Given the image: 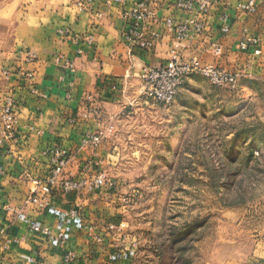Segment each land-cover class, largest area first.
Returning <instances> with one entry per match:
<instances>
[{"label":"crops","instance_id":"1","mask_svg":"<svg viewBox=\"0 0 264 264\" xmlns=\"http://www.w3.org/2000/svg\"><path fill=\"white\" fill-rule=\"evenodd\" d=\"M76 1L0 0V113L11 98L17 114V137L0 145V203L10 208L0 212V264H135L136 237L119 185L132 181L133 161L144 168V153L158 149L159 133L144 121L159 123L167 111L141 96L143 69L175 53L197 57L242 73L238 89L210 83L224 93L202 99L246 104L264 96V0H257L256 13L239 9L247 0H215L205 14L178 7V0H149L151 14L135 39L124 15L140 0H91L85 8ZM168 18L189 25V35L177 39ZM255 38L256 44L241 49L242 41ZM196 77L203 76L185 85ZM109 125L113 132L98 147L82 144L84 136ZM55 147L71 155L66 178L80 180L90 164L93 174L104 171L114 186L67 192L58 186L31 195L34 181L51 175ZM45 228L65 232L66 245L52 241ZM241 264H264V238Z\"/></svg>","mask_w":264,"mask_h":264},{"label":"rangeland","instance_id":"2","mask_svg":"<svg viewBox=\"0 0 264 264\" xmlns=\"http://www.w3.org/2000/svg\"><path fill=\"white\" fill-rule=\"evenodd\" d=\"M194 80L182 99L161 104L163 120L144 121L158 149L119 185L135 264H241L264 238V96L202 99L224 91Z\"/></svg>","mask_w":264,"mask_h":264},{"label":"built area","instance_id":"3","mask_svg":"<svg viewBox=\"0 0 264 264\" xmlns=\"http://www.w3.org/2000/svg\"><path fill=\"white\" fill-rule=\"evenodd\" d=\"M91 0H77L76 3L80 8L87 7ZM122 1V0H116ZM215 3V0H178L177 6L185 10L196 9L201 14L207 13L210 7ZM239 9L249 13H256L259 9L257 0H247L239 4ZM151 14L149 10V0H140L137 6L131 11L125 13V18L130 21V37L134 38L140 35L141 23ZM227 21V18H224ZM167 24L175 30L176 38L179 40L185 39L189 35L190 27L187 24L174 25L173 19L168 18ZM197 31L203 29L202 23H197L195 26ZM223 32L229 31L228 23H225ZM73 39L79 42L80 36L75 35ZM89 42L92 37H88ZM258 39L244 40L241 42V49L248 50L250 45L256 44ZM151 42H142L143 46L149 45ZM260 53V49L255 50ZM200 75L209 80L213 85L226 87L231 90L238 89L242 73L240 71H229L213 64L203 63L197 57L185 58L178 54H173L172 57L164 64L155 65L143 69L141 73V96L147 101H152L158 104L170 105L178 96L180 89L185 85L186 81L194 76ZM115 89V85L113 86ZM92 113H96L97 109L90 107ZM16 111L13 101L7 98L1 107L0 113V145L5 141L14 140L17 137L16 130ZM114 126L109 125L106 130H100L95 134H87L81 140L83 145H91L98 147L104 138L108 137L113 132ZM71 158L70 153L63 148L55 147L51 151L52 169L51 175L46 181L35 180V186L31 189V195L39 196L40 194H50L52 190L58 186L63 191L71 190H96L107 187H113L114 182L108 178L104 171L91 175V165L87 164L84 168V174L80 180L66 178L64 172ZM1 194V187H0ZM4 207L0 203V212ZM10 209V208H8ZM32 227L36 225L32 222ZM47 236L54 242L60 245H66L67 235L61 231L53 234L47 228L44 229ZM72 254L68 253L65 257L67 261L72 259Z\"/></svg>","mask_w":264,"mask_h":264}]
</instances>
